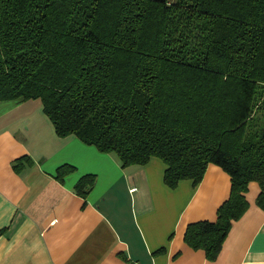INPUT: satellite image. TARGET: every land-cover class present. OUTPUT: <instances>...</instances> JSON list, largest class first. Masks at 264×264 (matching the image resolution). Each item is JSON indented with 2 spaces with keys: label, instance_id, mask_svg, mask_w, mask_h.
Segmentation results:
<instances>
[{
  "label": "trees",
  "instance_id": "obj_1",
  "mask_svg": "<svg viewBox=\"0 0 264 264\" xmlns=\"http://www.w3.org/2000/svg\"><path fill=\"white\" fill-rule=\"evenodd\" d=\"M0 99H39L59 136L122 167L160 158L170 188L197 185L209 164L224 169L216 219L184 232L208 260L253 181L264 210V0H0ZM95 182L83 175L74 190L85 198Z\"/></svg>",
  "mask_w": 264,
  "mask_h": 264
},
{
  "label": "crops",
  "instance_id": "obj_2",
  "mask_svg": "<svg viewBox=\"0 0 264 264\" xmlns=\"http://www.w3.org/2000/svg\"><path fill=\"white\" fill-rule=\"evenodd\" d=\"M23 156L33 164L17 172L13 162ZM63 164L74 170L60 181ZM165 168L158 157L122 167L112 153L59 136L39 99H0V264H264L257 182L211 261L186 244L184 232L191 222L216 219L230 177L209 164L197 185L181 180L170 188ZM86 174L96 182L83 198L74 185Z\"/></svg>",
  "mask_w": 264,
  "mask_h": 264
}]
</instances>
